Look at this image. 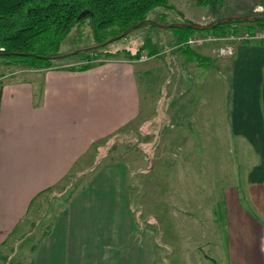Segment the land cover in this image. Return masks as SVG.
<instances>
[{"label": "crops", "instance_id": "0c3cea01", "mask_svg": "<svg viewBox=\"0 0 264 264\" xmlns=\"http://www.w3.org/2000/svg\"><path fill=\"white\" fill-rule=\"evenodd\" d=\"M212 1L182 0L194 7L157 17L169 19L162 22L166 24H207L264 14V0ZM175 31L165 37L170 47L149 49L140 42L136 58L123 49L135 53L131 46L143 39L138 35L124 40L122 47L105 50H123L120 55L90 59L85 70L54 62L30 68L28 74L0 75L1 264L156 261L150 245L153 231L145 226L152 234L143 237L144 226L135 214L138 205L133 208L128 198L124 159L110 160L104 152L110 144L126 145L128 131H142L146 124L157 128L149 143L184 126L204 141L200 145L191 134L195 146L227 144L233 149L232 138L250 146L246 190L232 184L223 190L224 211L216 221L223 240L217 257L225 252L227 264H264V45L234 42V56L223 58L213 53L216 44L187 46L183 33ZM150 32V37L161 35ZM99 160L104 166L95 171ZM107 163L118 170L103 169ZM85 177L88 183L80 186ZM40 219L42 234L21 259L9 262L15 240L30 234Z\"/></svg>", "mask_w": 264, "mask_h": 264}, {"label": "rangeland", "instance_id": "374dc122", "mask_svg": "<svg viewBox=\"0 0 264 264\" xmlns=\"http://www.w3.org/2000/svg\"><path fill=\"white\" fill-rule=\"evenodd\" d=\"M189 6L194 7L191 3L183 4L182 0H170L169 6L156 7L149 11L146 19L162 23L169 19L157 17V14H184V11H189L186 9ZM149 28L158 30L161 35L152 34L150 37ZM173 30L175 31L172 27L142 25L124 38L106 44L103 49L115 50L122 47L124 40L127 42L136 35L143 39L131 46L133 51L137 50L140 42L145 43L149 49L159 48L160 45L170 47V42L165 37L168 34H174ZM111 38L108 36L106 39L108 41ZM95 41L92 26L86 19L79 22L64 38L60 53L86 50L103 43L98 40L95 43ZM87 61L86 54L79 53L54 60L59 64L74 63L73 66H82ZM30 68L33 67L14 60L0 59V75L12 72L19 75L28 74ZM150 78L155 81L157 79L156 77ZM143 101H145L144 97ZM163 105H166V100ZM145 128L147 130L128 131L126 145L121 143L113 148L110 144L104 147V152L110 154L108 155L110 160L122 161L117 159H124L127 188L131 191L128 198L133 208L135 204L138 205V211L135 214L140 215L138 224L144 226L143 237L145 234H152L150 228L154 235L153 244L150 243V245L156 261L152 259L150 264H227V259L224 257L225 252L217 257L218 252L221 254L220 245L223 239L217 230L216 221L218 215L221 217L224 211L222 203L224 188L232 184V186L236 185L246 190L244 183L247 181L246 172L251 166L250 154H248L250 146L238 138H232L230 141V145L234 144L233 149L227 144H223L222 148L195 146L191 134L196 136L197 132L189 131L184 126L171 130L167 134L164 131L166 137L163 140L154 139L149 143L151 132L157 128L150 124H146ZM158 132L160 136L161 131H156V134ZM197 140L200 145H203L204 141L199 139L198 135ZM103 163L101 160L97 161L95 171H99L104 166ZM111 166L114 165L107 163L103 169L118 170ZM88 181L85 177L80 181V186L81 183H88ZM45 205L47 208L50 207L48 202ZM43 220L38 226L31 227V233L26 235L25 240L23 238L26 236L23 234L17 240L15 239L19 236L18 234L12 238V241H16L14 248L16 250L9 262L21 259V255L26 254L31 245L36 242V237L42 234L45 227L40 226ZM130 250L128 249L129 254ZM132 255V257L138 256V253L132 252ZM147 258H143L142 264H148ZM135 259L139 261V257Z\"/></svg>", "mask_w": 264, "mask_h": 264}, {"label": "trees", "instance_id": "16d2710c", "mask_svg": "<svg viewBox=\"0 0 264 264\" xmlns=\"http://www.w3.org/2000/svg\"><path fill=\"white\" fill-rule=\"evenodd\" d=\"M169 1L0 0V48H4V51L0 50L2 52L0 59L5 61L14 60L33 68L50 67L55 59L40 58L37 55L54 56L61 54L60 46L64 38L79 22L86 19L89 20L96 41L105 42L108 36H116L135 23L146 19L147 13L152 9L169 6ZM209 2L212 3L213 1L209 0ZM82 12H87V14L79 18ZM251 16H264V14H251ZM142 25H149V23H144L140 26ZM150 25L155 26L154 24ZM172 29L183 33L181 40L184 42L188 36L195 33L208 32L218 36H229L244 31L264 29V20L257 22L228 21L217 25L211 30H197L189 27ZM257 41L262 42L261 44L264 45L263 41ZM244 42L253 41L245 40ZM123 50L130 58H136L142 51L141 48L135 53L127 49ZM123 50H117L116 53H112L100 47L92 50L86 49L79 52V54H86L87 60H90L101 56L120 55V53L124 52ZM185 51L189 50L185 49ZM16 52H31L36 55L28 56L16 54ZM150 53L153 54L155 51L152 50ZM89 66L90 63H85L82 66L75 65L73 67L85 70ZM220 218L218 215V219Z\"/></svg>", "mask_w": 264, "mask_h": 264}, {"label": "water", "instance_id": "95a60500", "mask_svg": "<svg viewBox=\"0 0 264 264\" xmlns=\"http://www.w3.org/2000/svg\"><path fill=\"white\" fill-rule=\"evenodd\" d=\"M86 14H87V12H82L80 14L79 18L81 16L86 15ZM236 20H242V21H247V22H257V21L264 20V16H228V17L220 19L214 23H207V24H199V23H194V22H175V23H170V24H163V23L155 22V21L150 20V19H144V20H141V21L135 23L134 25H132L128 29L124 30L123 32L119 33L118 35L112 37L108 41H105V42H103L99 45H96V46L89 47L87 49L100 48V47H103L112 41H116L118 39H121L122 37H125L126 35L131 33L134 29L138 28L141 24H144V23L154 24L158 27H163V28H167V27H172V28L189 27V28H193V29H197V30H211V29H214L219 24H223V23L228 22V21H236ZM82 50H76V51H73L70 53L58 54V55H54V56L37 55V57L47 58V59H63V58L69 57L71 55H75ZM1 51H4V49ZM0 54H2V52H0ZM7 54H12V53H7ZM16 54H24V55H28V56L36 55L34 53H31V52H23V53L16 52Z\"/></svg>", "mask_w": 264, "mask_h": 264}, {"label": "built area", "instance_id": "2783aa9c", "mask_svg": "<svg viewBox=\"0 0 264 264\" xmlns=\"http://www.w3.org/2000/svg\"><path fill=\"white\" fill-rule=\"evenodd\" d=\"M225 39H229L231 42L221 43ZM245 40H260L264 42V29H255L231 36H218L212 33L190 35L189 38H187V40L185 41L184 45L197 47L205 45L207 43H210L212 45L216 44L212 48L213 53H215L219 57L227 58L232 57L235 54L236 46L234 42H244ZM3 49L4 48H1V50ZM148 57V55L143 56L144 59H147Z\"/></svg>", "mask_w": 264, "mask_h": 264}]
</instances>
